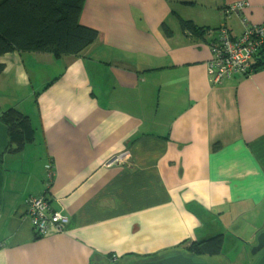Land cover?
I'll list each match as a JSON object with an SVG mask.
<instances>
[{
  "label": "crops",
  "instance_id": "0c3cea01",
  "mask_svg": "<svg viewBox=\"0 0 264 264\" xmlns=\"http://www.w3.org/2000/svg\"><path fill=\"white\" fill-rule=\"evenodd\" d=\"M179 19L238 38L264 0H85L79 21L97 38L78 56L0 57V112L34 130L2 158L0 264L141 262L223 235L218 221L264 200V69L213 84L209 38ZM49 169L46 198L67 224L36 238L25 203Z\"/></svg>",
  "mask_w": 264,
  "mask_h": 264
},
{
  "label": "trees",
  "instance_id": "16d2710c",
  "mask_svg": "<svg viewBox=\"0 0 264 264\" xmlns=\"http://www.w3.org/2000/svg\"><path fill=\"white\" fill-rule=\"evenodd\" d=\"M85 0H0V57L10 53L49 54L56 58L78 56L97 38V31L82 26L79 21ZM180 30L194 41H205L209 29L197 27L191 21L178 20ZM261 24V23H260ZM214 31V30H213ZM164 33H172L164 27ZM264 69V44L259 47L251 73ZM4 66L0 64V76ZM0 124L7 129V145L0 152V165L5 155L21 152L33 142L34 130L29 118L16 109L0 112ZM36 238H41L36 235ZM224 238L217 234L200 241H184L171 254L186 256H219ZM169 254V255H171ZM164 255H147L141 262L154 261ZM133 262L129 264H136ZM125 264V263H124Z\"/></svg>",
  "mask_w": 264,
  "mask_h": 264
},
{
  "label": "built area",
  "instance_id": "2783aa9c",
  "mask_svg": "<svg viewBox=\"0 0 264 264\" xmlns=\"http://www.w3.org/2000/svg\"><path fill=\"white\" fill-rule=\"evenodd\" d=\"M246 5L245 2L234 4L228 8L225 15L228 16L229 12L239 15ZM242 23L244 29L238 38L232 37L225 26L206 32L210 51V59L206 64L207 75L215 85L236 75H250L254 56L264 44V21L257 25H248L245 20ZM119 160L120 157H116L110 163ZM52 176L53 172L49 169L46 190L38 196L29 197L25 203L28 222L35 234L41 238L50 232L61 234L67 224V219L53 211L46 198ZM109 260L110 264H114L117 263L118 257L111 255Z\"/></svg>",
  "mask_w": 264,
  "mask_h": 264
},
{
  "label": "rangeland",
  "instance_id": "374dc122",
  "mask_svg": "<svg viewBox=\"0 0 264 264\" xmlns=\"http://www.w3.org/2000/svg\"><path fill=\"white\" fill-rule=\"evenodd\" d=\"M246 210L239 218H232L224 224L218 221L224 238L219 256H199L194 257V260L205 264H254L259 255H252L251 251L256 245L258 234L264 231V200L256 207L249 201ZM124 263L122 261L116 264Z\"/></svg>",
  "mask_w": 264,
  "mask_h": 264
},
{
  "label": "water",
  "instance_id": "95a60500",
  "mask_svg": "<svg viewBox=\"0 0 264 264\" xmlns=\"http://www.w3.org/2000/svg\"><path fill=\"white\" fill-rule=\"evenodd\" d=\"M7 145V129L2 124H0V152ZM1 157V156H0ZM3 170L0 165V209H1V190L3 187ZM252 255H259V258L254 264H264V231L259 233L256 238V245L252 248ZM116 264V263H114ZM136 264H205L201 262H196L194 257L186 256L184 253L171 254L154 261L138 262Z\"/></svg>",
  "mask_w": 264,
  "mask_h": 264
}]
</instances>
